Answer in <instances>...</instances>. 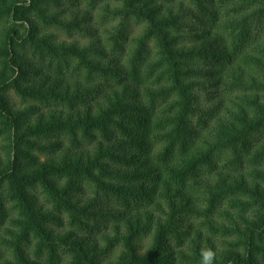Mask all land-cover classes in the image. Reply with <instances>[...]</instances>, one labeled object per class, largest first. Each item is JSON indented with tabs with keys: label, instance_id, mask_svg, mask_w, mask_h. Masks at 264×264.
I'll list each match as a JSON object with an SVG mask.
<instances>
[{
	"label": "trees",
	"instance_id": "obj_1",
	"mask_svg": "<svg viewBox=\"0 0 264 264\" xmlns=\"http://www.w3.org/2000/svg\"><path fill=\"white\" fill-rule=\"evenodd\" d=\"M83 1L0 0V264H264V0Z\"/></svg>",
	"mask_w": 264,
	"mask_h": 264
},
{
	"label": "rangeland",
	"instance_id": "obj_2",
	"mask_svg": "<svg viewBox=\"0 0 264 264\" xmlns=\"http://www.w3.org/2000/svg\"><path fill=\"white\" fill-rule=\"evenodd\" d=\"M214 4L213 6L210 7V9H212V11H215L216 13V17H213L211 15H208V14H204V16L208 19H218L217 23L216 24H212L213 26L216 25L217 27L214 28V31H216L218 33V31L220 30V32L222 33V25L224 23V21L227 19V12L228 11L230 14L234 15V13L232 11H229V9H231V5L229 2L227 1H220V0H214ZM96 3L95 5V8L92 10L93 11V14L95 16V21L92 22V25L94 28H97L98 31H97V35H100L104 40H107L108 38V35L107 33L104 32V30L106 28H112L113 26V23L107 19H103L100 15V6L102 5V2L100 1H94ZM64 5V4H63ZM82 6L83 8H90L89 5H88V2L86 0L83 1L82 3ZM70 6H63L64 9H69ZM205 18V19H206ZM191 22L193 23L192 27L193 29L195 28H199L201 27L200 24L197 22L196 18L195 17H192L191 19ZM116 23V22H114ZM142 28V25L137 23V22H133L131 24V32H130V38H133L134 36L138 35L139 31L141 30ZM51 31H53L54 33H56L60 39H63V40H66V41H73V40H78L80 43H87L90 39H91V36L89 35H84L82 33H76V32H69L67 30H59V29H51ZM188 31V30H187ZM212 31H213V28H212ZM68 32V33H67ZM189 32V31H188ZM195 33H190L188 34L187 36V43H194L197 39L194 38L195 36ZM253 38H256L255 41H262V39L264 38V22L258 27V30H255V33H254V36ZM213 63V60H209V62L206 63V67L208 69H212L211 67H213L212 65ZM211 77V74L210 76ZM203 79V78H201ZM207 79V78H206ZM204 80V79H203ZM237 91H235L233 94L235 95ZM216 93H219V94H222L223 93V90L221 89V91L219 92H215L214 91V97H217L216 96ZM197 94L200 96V99L202 100L203 104H211L213 101L214 102H217V98H214V100L212 101L211 99L210 100H207L208 98V93H204L202 89L198 90L197 91ZM10 96L12 97L13 99V102L14 104H16L17 106H25L27 103L26 102H23L18 96H16L13 92H10ZM230 98H227L226 97V94L224 95L223 93V97H222V101L225 105H228V106H232L231 102L229 101ZM209 117V116H207ZM262 139L264 137H261ZM42 160H44V158H42ZM38 195V198L40 200V202L44 203L45 201V197L41 195V192L40 190L36 193ZM86 197H84L85 199ZM81 234V233H79ZM97 235H100V232H97ZM117 253V252H116Z\"/></svg>",
	"mask_w": 264,
	"mask_h": 264
},
{
	"label": "clouds",
	"instance_id": "obj_3",
	"mask_svg": "<svg viewBox=\"0 0 264 264\" xmlns=\"http://www.w3.org/2000/svg\"><path fill=\"white\" fill-rule=\"evenodd\" d=\"M203 260L202 264H212L214 259V253L212 252H202Z\"/></svg>",
	"mask_w": 264,
	"mask_h": 264
}]
</instances>
